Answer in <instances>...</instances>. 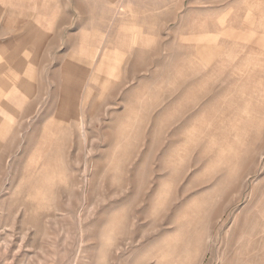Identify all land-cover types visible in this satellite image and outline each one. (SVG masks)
<instances>
[{
    "label": "rangeland",
    "instance_id": "1",
    "mask_svg": "<svg viewBox=\"0 0 264 264\" xmlns=\"http://www.w3.org/2000/svg\"><path fill=\"white\" fill-rule=\"evenodd\" d=\"M0 264H264V0H0Z\"/></svg>",
    "mask_w": 264,
    "mask_h": 264
},
{
    "label": "crops",
    "instance_id": "2",
    "mask_svg": "<svg viewBox=\"0 0 264 264\" xmlns=\"http://www.w3.org/2000/svg\"><path fill=\"white\" fill-rule=\"evenodd\" d=\"M26 26H19V28L17 29V31H14L12 34V37H15V42H12L14 44H19L20 46L22 45L23 47H26L27 49V53L28 55L31 54V51L29 49V41L31 40V37L33 35V31H29L28 29H23ZM127 29L123 30V32H126V35H128L130 33L131 35V39L133 40L134 38H137L135 36H137L140 32L139 26L136 27L134 25H130V27H126ZM14 41V40H13ZM7 46V45H6ZM26 65V64H25ZM27 66V65H26Z\"/></svg>",
    "mask_w": 264,
    "mask_h": 264
}]
</instances>
